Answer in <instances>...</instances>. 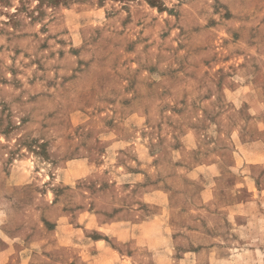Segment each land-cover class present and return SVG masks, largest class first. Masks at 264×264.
I'll list each match as a JSON object with an SVG mask.
<instances>
[{"label":"rangeland","instance_id":"obj_1","mask_svg":"<svg viewBox=\"0 0 264 264\" xmlns=\"http://www.w3.org/2000/svg\"><path fill=\"white\" fill-rule=\"evenodd\" d=\"M0 264H264V0H0Z\"/></svg>","mask_w":264,"mask_h":264},{"label":"crops","instance_id":"obj_2","mask_svg":"<svg viewBox=\"0 0 264 264\" xmlns=\"http://www.w3.org/2000/svg\"><path fill=\"white\" fill-rule=\"evenodd\" d=\"M94 242L98 243V245H99V244H101L102 241L100 239H96V240H94Z\"/></svg>","mask_w":264,"mask_h":264},{"label":"trees","instance_id":"obj_3","mask_svg":"<svg viewBox=\"0 0 264 264\" xmlns=\"http://www.w3.org/2000/svg\"><path fill=\"white\" fill-rule=\"evenodd\" d=\"M155 2V1H154ZM153 1H152V3H154Z\"/></svg>","mask_w":264,"mask_h":264}]
</instances>
